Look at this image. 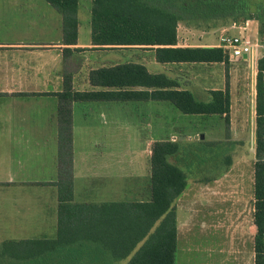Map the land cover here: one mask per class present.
Wrapping results in <instances>:
<instances>
[{
    "label": "crops",
    "instance_id": "1",
    "mask_svg": "<svg viewBox=\"0 0 264 264\" xmlns=\"http://www.w3.org/2000/svg\"><path fill=\"white\" fill-rule=\"evenodd\" d=\"M79 6L80 0L77 14ZM257 22L258 32H263L264 18L238 21L223 17L180 19L174 46L220 47L219 37L224 33L256 35ZM181 26L185 29L180 31ZM56 28L60 30L58 37L55 36ZM188 28L192 29L193 36L196 35L195 40L188 34ZM65 47L70 48V53L64 57ZM131 48L139 47L117 49ZM104 49L107 48L93 47L91 40L79 42L78 27L76 43H63L61 15L47 0H0V191L7 202L0 214L4 216L2 222L10 224L4 227L7 231L1 232L0 236L10 234V230L18 232V237L7 239L55 235L58 205L54 185L58 176L56 92L63 89L64 71L70 74L73 90L91 91L103 88L89 83V70L137 62L109 60L101 54L95 56L94 51ZM145 51H150V57L147 61L142 60L141 64L146 67L148 63H160L166 75L181 82L180 87L187 89V84L197 80L207 91L208 99L210 90L227 87L229 93L228 121L225 114H208L218 115L220 122L214 120L206 131L195 134L206 152L200 154L199 150V154L192 157L199 160L197 165L202 164V160L206 161V167L199 168L206 172L205 177L186 179V187L173 202L175 264L177 256L181 260L186 254L204 264H254L257 231L254 221V165L258 162L256 75L257 61L264 56V49L258 48L255 56H232L224 51L226 61L168 63L156 61L153 49ZM216 64L220 65L219 69ZM186 65H203L205 69L202 73L194 72V79L184 84L180 80L182 75L176 70ZM221 66H224L223 71ZM262 75L264 99V71ZM119 102L127 101L72 102V192L75 202L150 199V153L145 165L129 150L120 154V142H130L131 138L134 141L143 133L142 130L129 129L127 124H120L119 108L114 104ZM76 103H82L84 107L78 115ZM245 138H249L253 145L249 159H245L242 150ZM145 140L148 143L178 141L173 134L157 139L146 137ZM180 157L178 153L170 156L169 160H179ZM260 161L264 168V131ZM131 254L116 264L121 260L127 263Z\"/></svg>",
    "mask_w": 264,
    "mask_h": 264
},
{
    "label": "trees",
    "instance_id": "2",
    "mask_svg": "<svg viewBox=\"0 0 264 264\" xmlns=\"http://www.w3.org/2000/svg\"><path fill=\"white\" fill-rule=\"evenodd\" d=\"M61 15L62 42L75 44L79 0H47ZM90 40L93 47L135 46L154 50L155 60L168 62H219L227 54L217 46H174L180 19L264 18V0H91ZM70 48L63 49L64 57ZM256 154L254 165V264H264L263 153L264 56L257 61ZM88 81L103 89L75 91L63 73L58 98L57 221L53 237L7 239L0 243V257L33 264H175L176 221L174 200L186 187V172L169 160L178 155L177 141L157 140L150 152L148 201L75 202L72 192L73 101H169L182 113L225 114L229 93L210 90V98L197 100L180 87L176 77L152 73L137 62H123L89 70ZM140 245L137 247V245ZM137 247V248H136ZM135 249V250H134Z\"/></svg>",
    "mask_w": 264,
    "mask_h": 264
},
{
    "label": "rangeland",
    "instance_id": "3",
    "mask_svg": "<svg viewBox=\"0 0 264 264\" xmlns=\"http://www.w3.org/2000/svg\"><path fill=\"white\" fill-rule=\"evenodd\" d=\"M90 7H91V0H80L79 12L77 14L78 17V40L79 42H89L90 41ZM59 18V15H57ZM258 21V20H257ZM258 24L257 22V32L256 35H252V37L256 38L257 42L260 44L259 49H264V31L258 32ZM206 27V26H204ZM264 28V25H263ZM180 31L184 30L183 26L179 27ZM206 30V28H204ZM212 32H216V30L211 29ZM208 31V30H206ZM188 34H191V38L193 40L196 39V35H192V29L188 28ZM55 36H60V30L56 28ZM199 37V35L197 36ZM208 37V36H207ZM207 37L205 39H207ZM263 44V46L261 45ZM146 48H131L129 50L117 49V48H107L103 51L98 50L94 51L95 56L101 54L105 58L109 60L121 61L123 62L125 59H130L133 61L140 62L147 61L149 59L150 51ZM85 59V57H82ZM81 59V60H82ZM147 69L151 72H164L166 70L161 67L160 63H156L152 65V63H148L146 65ZM220 65L216 64V68L219 69ZM205 67L195 66V65H186L183 67H179L176 71L178 74L182 75L181 79L184 84L189 83L193 80L194 72H204L203 70ZM222 71L224 70V66H221ZM250 71V67L248 68ZM193 78V79H192ZM188 90L192 92L194 97L198 100L206 101L208 100V93L202 89L200 83L196 81H192L185 86ZM76 115L82 112L83 104L76 103ZM117 104L119 108V119L120 124H127L129 125V129L131 130H142L143 136L141 135L140 138H135L133 141L132 138L130 142H120L118 144L120 154L126 153V150H129L132 155L143 165L147 164L148 162V155L151 152V145L152 143H148L145 138L146 137H153L154 139L157 138H165L168 137L170 134L176 136L177 142L181 146L180 154L181 157L179 160H175L174 158L170 159L173 162L179 163L181 168L185 169L187 174V179L191 181L193 178H201L205 177L206 172L202 171L199 168L206 167V161L202 160V164L197 165L199 160L196 159V154H200L205 151V146H200V142L197 141V136L195 135L197 131L203 133L209 127V125L216 120V123L220 122L218 115H208V114H196V113H182L179 111L173 104L169 101L164 100H142V101H127V102H119L114 103ZM142 141V142H141ZM202 147V148H201ZM242 150L245 155V159H249L251 157V153L253 151V145L249 138H245L242 146ZM201 149H203L201 151ZM124 151V152H123ZM203 166V167H202ZM195 169V173H193V169ZM197 168V169H196ZM205 172V173H203ZM7 205V202L2 197V191H0V211L3 207ZM3 215L0 214V233L6 232L4 231L5 226H9L6 222H2ZM10 230V234L5 236H0V243L2 241L7 240V238H14L18 237V232H12ZM190 255H185L184 258L180 260L177 256L176 264H204L198 261L195 258H188ZM120 264H125V260H121ZM0 264H33L31 262H24V261H15L6 257H0Z\"/></svg>",
    "mask_w": 264,
    "mask_h": 264
},
{
    "label": "built area",
    "instance_id": "4",
    "mask_svg": "<svg viewBox=\"0 0 264 264\" xmlns=\"http://www.w3.org/2000/svg\"><path fill=\"white\" fill-rule=\"evenodd\" d=\"M220 47L232 56L250 55L255 56L259 44L251 34H228L219 37Z\"/></svg>",
    "mask_w": 264,
    "mask_h": 264
},
{
    "label": "water",
    "instance_id": "5",
    "mask_svg": "<svg viewBox=\"0 0 264 264\" xmlns=\"http://www.w3.org/2000/svg\"><path fill=\"white\" fill-rule=\"evenodd\" d=\"M200 137L202 138V137H203V135H202V134H200Z\"/></svg>",
    "mask_w": 264,
    "mask_h": 264
}]
</instances>
